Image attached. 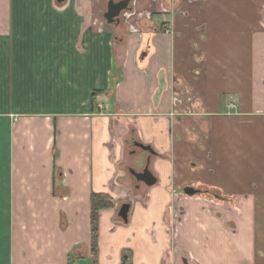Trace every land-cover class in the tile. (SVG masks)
<instances>
[{
    "label": "crops",
    "instance_id": "0c3cea01",
    "mask_svg": "<svg viewBox=\"0 0 264 264\" xmlns=\"http://www.w3.org/2000/svg\"><path fill=\"white\" fill-rule=\"evenodd\" d=\"M107 1L0 0V264H264V0Z\"/></svg>",
    "mask_w": 264,
    "mask_h": 264
},
{
    "label": "rangeland",
    "instance_id": "374dc122",
    "mask_svg": "<svg viewBox=\"0 0 264 264\" xmlns=\"http://www.w3.org/2000/svg\"><path fill=\"white\" fill-rule=\"evenodd\" d=\"M28 1V2H27ZM43 1V6H41L40 8L43 10L45 9L44 11H42L43 13L46 11V0H41ZM51 1V4L53 5V9H54V13H57L60 17H69V16H72L73 15V9L71 7H67V2L68 0H63L62 2H58V0H49ZM132 1V0H131ZM27 4H31V3H38V5H40V0H26ZM72 2V1H71ZM34 3V4H35ZM48 8V7H47ZM37 9V11H40V9H38L37 7H24L23 10H22V16L25 18L24 19V23L22 24V26H24L23 28L27 29V30H30L31 32H33V26H34V21L32 19L33 17V13H35V10ZM106 9V8H105ZM13 10H14V6H13ZM32 13V14H30ZM72 26V25H71ZM32 28V29H31ZM72 35L69 33V34H64L61 38H60V41L63 43L62 45L63 46H68V47H71L73 46L74 47V44H75V41L76 39H73L74 41H72ZM29 41H31L34 45L35 43V39L34 38H29L27 39ZM79 49H83L84 46L81 44H77ZM84 56H81V55H77L75 54V62L76 60L79 61V59H83ZM85 59L82 60V62L84 63ZM76 64V63H75ZM77 71V70H76ZM83 73H81L80 76H77L75 79L76 82L79 81V79L83 76ZM103 96H101L102 98ZM109 105V104H108ZM195 139V138H193ZM137 169H139L141 167V159H139V161L137 162L136 166H135Z\"/></svg>",
    "mask_w": 264,
    "mask_h": 264
},
{
    "label": "water",
    "instance_id": "95a60500",
    "mask_svg": "<svg viewBox=\"0 0 264 264\" xmlns=\"http://www.w3.org/2000/svg\"><path fill=\"white\" fill-rule=\"evenodd\" d=\"M62 1L63 0H58V2H62ZM128 4H129V0H119V1L108 0L106 11L103 14L106 24L108 25H112L116 23L118 24L120 22L121 13L128 10ZM135 146L152 153V150L149 146H144L141 143H135ZM132 174L137 181L144 183L148 187L153 186L156 183V177L149 170L147 165L143 168L142 171L140 172L132 171ZM186 192L188 194H192L191 191L188 192L187 190ZM128 209H129V205H124L120 210L119 216L124 221H126Z\"/></svg>",
    "mask_w": 264,
    "mask_h": 264
},
{
    "label": "trees",
    "instance_id": "16d2710c",
    "mask_svg": "<svg viewBox=\"0 0 264 264\" xmlns=\"http://www.w3.org/2000/svg\"><path fill=\"white\" fill-rule=\"evenodd\" d=\"M103 94L102 90H91L90 104L92 111L97 109V101ZM112 206V199L105 193L92 192L90 195V227H91V253L97 254L98 226L100 211Z\"/></svg>",
    "mask_w": 264,
    "mask_h": 264
},
{
    "label": "flooded vegetation",
    "instance_id": "af4514ba",
    "mask_svg": "<svg viewBox=\"0 0 264 264\" xmlns=\"http://www.w3.org/2000/svg\"><path fill=\"white\" fill-rule=\"evenodd\" d=\"M132 171H135V172H140V171H142V170H138V171H136V170H134V169H130V173H131V175L133 176V174H132ZM134 177V176H133ZM134 179H135V177H134ZM136 180V179H135ZM137 181V180H136ZM188 190V192H190L191 191V193L192 194H188L187 192H186V196H196V195H204L205 193H202V192H200V191H196V190H194L193 188H188L187 189ZM215 200H217L218 199V197H217V195H216V197L214 198Z\"/></svg>",
    "mask_w": 264,
    "mask_h": 264
},
{
    "label": "built area",
    "instance_id": "2783aa9c",
    "mask_svg": "<svg viewBox=\"0 0 264 264\" xmlns=\"http://www.w3.org/2000/svg\"><path fill=\"white\" fill-rule=\"evenodd\" d=\"M167 33H168V31H167Z\"/></svg>",
    "mask_w": 264,
    "mask_h": 264
}]
</instances>
